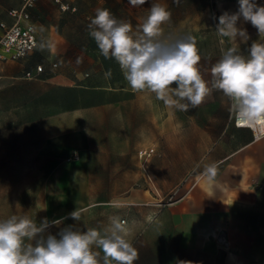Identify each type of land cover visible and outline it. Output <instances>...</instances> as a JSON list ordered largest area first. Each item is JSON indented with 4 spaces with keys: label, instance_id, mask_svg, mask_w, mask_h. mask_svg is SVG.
<instances>
[{
    "label": "rangeland",
    "instance_id": "1",
    "mask_svg": "<svg viewBox=\"0 0 264 264\" xmlns=\"http://www.w3.org/2000/svg\"><path fill=\"white\" fill-rule=\"evenodd\" d=\"M68 1L77 6L75 13L40 0L32 11L40 33L37 49L24 60L0 61V207L11 204L16 190L22 207H38L44 190L48 205L59 207L67 185L70 211L94 204L131 206L136 217L148 212V225L134 235L139 253L134 264H264V231L254 247L246 233L222 231L214 221L208 224L213 230H191L186 208L195 151L183 113L192 108L180 111L153 93L134 92L87 28L95 10L107 8L136 34L151 3L159 2L172 14L163 34L192 35L200 63L217 61L221 49L235 46L246 54L260 39L242 19L238 26L247 30V43L217 34L219 16L235 13L238 0H148L135 7L128 0ZM256 3L264 6V0ZM5 12L0 7V18ZM37 65L44 71L28 79L26 71L35 73ZM174 116L181 119V130L173 129ZM81 190L89 198H79ZM174 207L182 211L174 213Z\"/></svg>",
    "mask_w": 264,
    "mask_h": 264
},
{
    "label": "clouds",
    "instance_id": "2",
    "mask_svg": "<svg viewBox=\"0 0 264 264\" xmlns=\"http://www.w3.org/2000/svg\"><path fill=\"white\" fill-rule=\"evenodd\" d=\"M147 2L128 0L134 7ZM171 15L165 5L151 3L133 34L129 22L117 19L107 8H97L87 28L101 55L115 60L134 92L153 93L166 106L188 111L219 91L230 101L229 112L237 126L264 131V6L256 0H238L235 13L226 11L219 16L215 29L219 36L247 43V30L238 26L242 19L257 29L260 39L251 43L246 54L238 47H227L210 69L200 65L195 37L163 34L162 26ZM205 72L210 79H205ZM202 176L211 186L217 165H206ZM69 216L80 220L77 211ZM61 222L44 218L37 224L16 215L0 220V264H134L139 258L119 217H111L103 232L81 231L73 225L56 235L48 232Z\"/></svg>",
    "mask_w": 264,
    "mask_h": 264
},
{
    "label": "crops",
    "instance_id": "3",
    "mask_svg": "<svg viewBox=\"0 0 264 264\" xmlns=\"http://www.w3.org/2000/svg\"><path fill=\"white\" fill-rule=\"evenodd\" d=\"M12 1L0 0V7H4L6 11L4 18H0V23H12V18L8 12L11 8L20 6L21 0L16 6L11 4ZM116 1L120 3L123 0ZM8 7L10 8L7 10ZM35 7L31 10V17ZM32 21L37 27L38 21L34 20L33 17ZM56 35L60 37L58 33ZM215 62L213 60L206 61L200 65L203 69H210ZM36 70L37 68H35V73ZM204 75L205 79L210 78L209 72H205ZM218 92L214 91L203 104L192 108L194 111L191 109V111L183 113L188 119V122L184 124L189 128L187 141L190 148L195 151L192 161L189 163L190 166L194 167L195 175L194 185L193 180H190L192 187L189 190L186 208L188 222L192 225L191 230L197 231L215 229V227L208 225L214 221L220 224L219 229L222 231L231 230L242 232V234L246 233V239L251 241L248 245L259 246L261 245L260 232L264 231V136L255 139L250 129L237 128L234 125L233 116L229 112L230 101ZM179 114L181 115V112ZM181 122L180 118L174 116L172 118L173 129L181 130L183 126ZM83 161L84 158L82 157L81 162ZM212 163L217 165V176L214 183L209 186L204 177L197 181L198 176H202L204 167ZM198 168L200 169L198 170ZM51 178L52 176L48 175L46 179ZM203 180L204 184L201 186ZM11 193V204L8 203L7 206L0 207V220L12 215L27 216L37 224L44 218L49 221L61 220L59 225H54L48 229V232L53 235L69 225H73L81 231L93 228L103 232L110 224L111 217H119L126 221L124 227L130 232L129 239L134 244L137 241V238H134L135 233L141 231L144 225L149 223V220L146 219L148 212L140 211L141 217H136L134 212L138 210L131 206L118 208L116 206L100 207L88 204L70 211L67 185L64 190V202H62L63 197H61L59 207L55 208L51 204L48 205L46 190L43 192V199L39 206L34 209L22 207L20 190ZM60 193L63 196V191ZM78 195L79 198H89L85 196L86 191L84 190L78 191ZM73 211L80 214L79 221H75L69 216ZM172 211L180 213L182 209L174 207ZM159 212L158 209L152 214L158 215ZM94 250L99 251V249Z\"/></svg>",
    "mask_w": 264,
    "mask_h": 264
},
{
    "label": "built area",
    "instance_id": "4",
    "mask_svg": "<svg viewBox=\"0 0 264 264\" xmlns=\"http://www.w3.org/2000/svg\"><path fill=\"white\" fill-rule=\"evenodd\" d=\"M39 0H21V5L11 8L9 16L12 18V23H0V61H18L28 58L35 52L39 42V32L32 21L31 10L37 5ZM55 6L61 13H75L77 6L68 0H53ZM56 64L54 65V67ZM44 71L42 65L37 66L36 73L27 71L25 76L32 79L35 74ZM234 125L237 128L250 129L255 139L264 136V131H257L249 127L237 126L233 118ZM145 151L140 152V156H144ZM126 222L125 220H122Z\"/></svg>",
    "mask_w": 264,
    "mask_h": 264
}]
</instances>
